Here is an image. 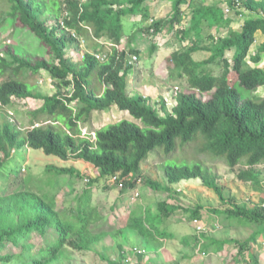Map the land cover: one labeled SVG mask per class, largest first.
Returning <instances> with one entry per match:
<instances>
[{
	"label": "trees",
	"instance_id": "16d2710c",
	"mask_svg": "<svg viewBox=\"0 0 264 264\" xmlns=\"http://www.w3.org/2000/svg\"><path fill=\"white\" fill-rule=\"evenodd\" d=\"M147 1L88 0L82 5V12L77 2H67L65 6L71 16L70 20H65V28L84 36L89 48L80 61L72 63L65 59L64 52L77 44V40L66 30H60L57 22L47 27L52 19L59 21L62 17L60 0H0V28L13 29L11 37H14L19 31V26L14 28L18 22L38 41L41 53L27 57L10 46L2 49L0 42V172L12 154L24 148L41 150L61 161H83L97 171V177L90 180L88 188L75 199V206L65 213L58 210L56 203L61 192L60 178L80 177L74 169L47 167V173H54L55 179L49 177L50 180L39 184L38 189L19 177L12 181L10 190L2 189L0 263L51 264L61 259L67 249H89L96 242L91 229L101 220L97 207L91 205L93 185L119 176L123 192L135 189L141 164L153 151L158 160L160 155L168 159L172 153L197 144L200 152L224 161L229 170L243 167L237 174L238 180L258 183L256 168L264 167V97L256 92L264 86V70L258 68L264 53V40L256 54L250 57L253 65L246 60L256 34L261 32L264 36V0H237L248 12L238 30L230 27L232 21L219 6L196 0L172 1V14L165 22L171 29L181 21V6L190 8L189 26L179 33L182 39L192 41L187 50L175 51L170 56L173 70L185 78L190 91L177 93L171 113L162 116L146 97L130 95L127 91L131 65L127 64L121 20L136 14L147 20V12L141 9ZM235 1L226 0L230 6ZM161 25L162 22H155L152 27L159 31ZM215 28H227V35L219 39L208 35L212 40L210 47H201L199 43L205 30ZM134 39V34H130L126 46L131 47ZM155 49L153 45L149 52L152 54ZM202 51L208 53L207 58L195 60L194 56ZM230 52L231 59L227 60L226 54ZM94 53L106 54L107 59L97 60ZM129 53L138 56L139 51L131 47ZM217 63L222 67L220 75L204 69ZM27 73L31 77L46 74L55 92L44 95L36 91L35 85L22 79ZM242 90L253 93V97H245ZM197 92L211 93V97L203 101ZM14 99L40 102L28 112L27 129L17 127L10 120L9 110H12ZM113 108L127 113L134 121L111 122L94 130V138L90 132L83 134L82 126L90 123L93 112L104 113ZM200 164L189 167L164 163L165 182L145 180L144 183L153 191L170 194L171 186L199 179L205 188L217 195L222 205H226L217 178ZM157 208L158 214H148L144 219L146 223L135 220L136 214L127 222V228L137 232L145 244L158 242L152 234L158 231L157 220L183 210L165 202L158 203ZM201 210L202 207L197 206L184 211L190 221H195L201 219ZM208 212L224 217L227 226L255 229L244 239L212 243L218 251L228 244L237 246L234 262L238 264H259L252 255L247 262L245 254L264 237V203L255 207L232 204L229 209ZM54 233L56 239L53 241ZM33 235L39 238L35 245L38 252L34 253L26 244L33 240ZM3 251L5 254H1Z\"/></svg>",
	"mask_w": 264,
	"mask_h": 264
},
{
	"label": "rangeland",
	"instance_id": "374dc122",
	"mask_svg": "<svg viewBox=\"0 0 264 264\" xmlns=\"http://www.w3.org/2000/svg\"><path fill=\"white\" fill-rule=\"evenodd\" d=\"M172 1L173 0H149L144 3L141 9L147 12V20L142 19L141 15L137 18L126 16L121 20L124 28L122 41L126 42L123 46L127 52H129L131 47L136 48V50L139 51L138 59L136 61L131 60L130 62V60H128V62L133 65V72L131 73L132 75L128 77L127 91L133 93L134 90L137 94L140 92L144 93V96L149 100L151 106L155 108L159 116L171 113L175 96V94L171 92L173 87L178 88L177 93L190 91L186 86L184 77H180L178 72L173 70L170 63L171 54L175 51L181 52L187 50L192 41V39H182L181 34L179 33L180 30L189 26L190 8H187L186 5L181 6V21L171 29L165 22L172 14ZM196 1H202L205 5H216L219 7H222L226 2V0ZM228 19L232 21L231 26H233L235 30L241 27L242 19L239 18L235 12H231ZM155 22H162L159 31H156L152 27ZM15 25L14 28L19 26V28H17L19 31L14 37H11V32L14 31L13 29L8 26L0 28V42H2V49L5 50L10 46L17 53L23 54L27 57H36V55L41 54L38 50V41L33 38L32 34H29L18 22H16ZM20 30L21 33L19 34ZM227 32V28L221 30L215 28L211 31L205 30L203 33V39L200 41L199 45L203 48H209L212 40L208 38V35L213 37V39H219L227 35ZM130 34H134L135 39L133 40L132 46L128 47L126 44H128ZM259 39H262V36L258 35V42ZM79 40L81 42L65 49L64 53L68 61L78 62L86 52L88 44L85 41L84 36H81ZM153 45L156 49L151 54L149 50ZM255 47L256 46L253 47L254 54H256L257 51V48L255 49ZM207 54L208 53L202 51L197 53L194 58L197 61H201L207 58ZM226 58L227 60L231 59V52L226 54ZM204 69L214 75H220L222 72V67L218 63L207 65ZM234 77V75L230 76L231 79H234ZM22 79L28 81L31 85H35V90L41 94L52 95L55 92L53 84L49 83L50 78L44 73H40L34 77H31V75L27 73ZM29 83V88L32 89ZM242 93L248 98H251L254 95L253 93L244 90H242ZM197 95L203 101H207L211 97V93L201 95L197 93ZM256 95L264 97V87L258 89ZM39 105L40 102L37 101L13 100L12 110H9V113L13 115L12 118H10L11 122L23 130L29 128L28 112ZM119 120L134 121L127 113L119 112L116 108H113L108 112H97L93 119L94 122L91 121V123L83 125L82 132L83 134L90 132L89 134L92 135L93 138L94 130L100 129L111 122H117ZM197 147L198 145L195 144L190 146L189 149H180L179 152H174L172 155H169L170 157L168 159L160 155L158 160L155 151L149 153L147 160H145L140 167V173L138 175V179L140 180L138 188L139 198L136 200H131V197H122L120 191L117 190V187L115 185H110L106 181H100L93 185V201L96 206H99V211L105 217L106 225L112 227L114 223L116 224L114 229L109 231L106 240H101L102 243H100V246H97L98 249H96V253L99 254L102 251L104 255L108 253L107 256H109L112 251L113 253H118L120 250L119 246H122L123 244L128 245V247H130L129 245H132L130 249L123 250L126 253L133 248H140L136 237H131L132 234L130 233H126V235L123 236L124 240L122 241V236L119 234V230L121 229H119V227L124 225L123 221L127 217L129 211H136L138 207L143 208L144 206H149L154 210L157 203L165 202L166 200L182 207L183 209L176 212L177 216L173 217L175 218V225L177 226L176 233H190L193 229L201 227L202 232H210L212 235H217L219 238H228L232 233L237 238L244 239L250 232L255 230L254 228L242 229L238 227H234L231 230V228L226 225L227 221H225L224 217L217 216L215 218L214 215H210L207 211L212 209H229L232 204L245 205L247 207L263 205L264 167L258 166L256 168V170L259 171L257 184L243 182L237 179V174L243 167L239 166L231 171L224 161L200 152ZM11 157V160L0 172V191H2V189L10 190V188H12V181L16 177H19L22 180L25 179L32 188L34 187L38 189L39 184L44 185V183L50 180L49 177H55V175H53L54 173H47V167L60 166L70 168L72 166L79 167L80 165L75 164V160L63 162L54 156L45 155L41 150L21 149L15 151ZM195 160H198L197 162L202 163L205 168L209 169L211 173L215 175L218 185L223 189V196L227 201L226 205H222L217 195L212 190L205 188L199 179L183 181L177 185L171 186L172 192L170 194L153 191L144 183L145 180L157 181L160 184L164 183V163L165 165L171 164L192 167L195 164H200L194 162ZM92 172L94 173V170ZM92 172H87L91 181L97 177V175L91 174ZM69 179V176H63L62 180L60 178L62 192L57 198L58 209L60 211L63 210L68 201H71L75 190L83 191L88 187V184H85L82 178L76 176L70 180ZM57 180H59V177ZM69 182L73 183L70 184ZM197 206L202 207L200 212L201 218L207 220L208 224L202 223L204 227L201 224L199 225L198 222L185 221L189 216L184 210L194 209ZM209 218L214 219V221H211ZM100 225L102 227L98 228V231L96 232L97 236L106 233V231H103L105 223L103 222ZM38 243L39 241L35 240L26 244H29V248H31L32 253H34L36 252L35 245H38ZM174 245L175 244L172 243L171 246ZM7 248L10 249L11 246L8 245ZM107 249L110 250L107 251ZM257 250H262L261 246L257 247ZM70 252L69 257L65 259L63 258L64 260L55 261L51 264H82V261L86 260L85 253H83V255H78L77 252ZM1 254H5V252L3 251ZM199 261L202 262L203 259L199 258ZM10 264L14 263L12 262Z\"/></svg>",
	"mask_w": 264,
	"mask_h": 264
},
{
	"label": "crops",
	"instance_id": "0c3cea01",
	"mask_svg": "<svg viewBox=\"0 0 264 264\" xmlns=\"http://www.w3.org/2000/svg\"><path fill=\"white\" fill-rule=\"evenodd\" d=\"M225 3H227V2H225ZM221 8L223 9V6ZM138 16L140 17V15H130V17H134V18H137ZM225 16L228 17L229 15H225ZM247 16L248 15L244 14L243 18H241L242 19L241 21L243 22V20ZM189 20H190V16H189ZM53 21L55 22L56 19H52V21L50 23H47L48 28L54 23ZM231 25H232V23H231ZM230 27L235 30V28L233 26H230ZM258 35L262 36V39H259V42L257 40ZM263 40H264L263 34L261 32H258L256 34V41L254 43L255 45H253L251 47L250 52H249V57L246 60L248 64L250 63L249 65H253L250 62V57L255 55L253 53L254 52L253 47L256 46L255 49L257 48V51H258ZM88 49L89 48H87L86 50H88ZM125 52L127 54L128 60H130L131 56H137V55H132L127 51H125ZM231 56H232V52H231ZM65 59H66V57H65ZM72 63H76V62H72ZM127 64L131 65L129 62H127ZM132 66L133 65H131V70L129 71V73L127 75V85H128V77L131 76L132 75L131 73L133 72ZM258 68H261L264 70V53L261 54V61L258 65ZM130 84H131V81H130ZM127 88H128V86H127ZM129 94L130 95L144 96V93L140 92L137 94V92H135L134 90H133V93H129ZM144 97H146V96H144ZM96 113L97 112L92 113V118H91L92 122H94L93 119H94ZM91 121H90V123H91ZM24 149L30 150L28 148H24ZM63 162H68V161H63ZM75 164H80V165H79V167H76V166L73 167L72 166L70 168L74 169V171L78 172L79 176H80L79 178H82L83 180H84V178H89L88 177L89 174L87 172H90V171L92 172L94 170V173L92 172L91 174L96 175V173H97L96 169L93 166H91L90 164H87L83 161H79V160L75 161ZM57 168H66V167H60L59 166ZM70 168H66V169H70ZM69 177L71 179V178L76 177V176L75 175H72V176L69 175ZM72 183L73 182H71L70 184H72ZM137 187L139 188V186H137ZM117 190L120 191L122 197H129V198L131 197L130 198L131 200H136L133 197L134 196L133 195L134 189L131 191H128V192H123L122 189L120 190L119 188H117ZM83 191L75 190L74 196L72 197L71 201L70 202L68 201V203H66V206L63 208V210H61V212L65 213L66 211L71 210L73 205L75 206V199L77 198L78 195H81ZM91 191L93 192L94 189L92 188ZM61 192H62V190H61ZM61 192L58 194V196L61 194ZM138 193H139V191H138ZM58 196H57V198H58ZM93 196H94V193H92L91 205L92 206L94 205L98 209L99 206H96L95 202L93 201ZM56 203H57V199H56ZM165 203L167 205L172 204L168 200H166ZM157 204H156V206H155L156 208H154V210L149 206H147V207L144 206L143 208L138 207V209L136 211H134V210L129 211L127 217L123 221L124 225L123 226L121 225L119 227V229H121V230L116 228L117 230H119V234L122 236V241L124 240L123 236H125L126 233H130V234H132L131 237H136L137 241L139 242V246L141 249L140 248H133L132 250H130L126 253L123 250L124 249H130V247L132 245H129L130 247H128V245L123 244L122 246L121 245L119 246L120 250L118 251V253H113V251H112V253H110L109 256H107L108 253H106V255H104V253H102V251L99 254L96 253V249H98L97 246L98 245L100 246V243H102L101 240H104V239L106 240V238L108 237L109 231L113 230L114 227L116 226V224L114 223V225L112 227L110 225L108 227V225H106L105 217L102 215V213L98 209V213L101 216V220L96 225H94L91 229L93 235H95V237H96V242L94 243V245L91 246L89 249L83 250V251L67 249L66 252L64 253V255L59 260H64L65 258L69 257L70 256L69 254L71 253L70 251H73V252H77L78 255H83V253L86 254V260L82 261V264H238L237 262H234L235 256L237 253V246L228 244V245H225L220 251H218V250H215L216 245H214L212 243L214 241L219 242L222 240L234 239V238H237L236 236H234L231 233V236H229L228 238H226V237L225 238H219L217 235H212V233H210V232H202L201 227H197V229L194 227L195 229H193L192 232H190V233H178V232L176 233L177 226L175 225V220H174L175 218H173L174 216H177L176 212L166 219L162 218L161 220L156 221V223H157L156 226L158 227V231H154V232H152V234L155 238V241H158V242L156 243V242L152 241L148 244H145V241L140 237V235L137 232H134L133 230H130L127 228V222L133 214H136V217L134 219L138 220L139 223L145 222L144 219L145 218L147 219L148 214H150L152 216H156L158 214ZM174 205L177 206L176 204H174ZM57 208H58V204H57ZM180 208H182V207H180ZM209 214L214 215L211 213H209ZM214 217L216 218L217 216L214 215ZM209 219L211 221L212 220L214 221V219H212V218H209ZM187 220L190 221L189 218L186 219L185 221L187 222ZM103 222L105 223V227L103 228L104 229L103 231H106V233L101 235V236H97L96 232L98 231V228L102 227L100 224H102ZM194 222H198L199 225L201 224L202 226H203L202 223L208 224L207 220H204L203 218H201L199 220H195ZM228 227L231 228V230H232V228H234V226H232V225L228 226ZM33 236L34 237L31 236V238L33 239L32 241H35V240L39 241V238L36 235H33ZM55 239H56V234L53 235V237H52L53 241ZM263 242H264L263 237H261L256 242V244H254L250 247V249H249L250 251H248L245 254V259L247 262H250L249 258H250V255H252V256L256 257L259 264H264V247H262ZM172 243H174L175 245L171 246ZM259 246H261L262 250H257V247H259ZM108 250H110V249H107V251ZM35 251L38 252L37 247H36ZM120 251H121V253H120ZM138 251H140L141 253H138ZM199 258H202L203 261L200 262ZM243 264H245V263H243Z\"/></svg>",
	"mask_w": 264,
	"mask_h": 264
},
{
	"label": "built area",
	"instance_id": "2783aa9c",
	"mask_svg": "<svg viewBox=\"0 0 264 264\" xmlns=\"http://www.w3.org/2000/svg\"><path fill=\"white\" fill-rule=\"evenodd\" d=\"M87 1L88 0H61V2H62V8H63V13H62L61 19H59V21H56V22L59 25L60 30H64V31L66 30V32L70 33L71 36L77 40V42H81L79 40L80 39V36L77 35V33H75L73 30L70 31V30H68V29L65 28L66 27L65 20H70V16H71L70 11H68V9H67V7L65 5L67 4V2H77L78 3V7L80 9V12H82V9H83L82 8V5L84 3H86ZM256 1H259V0H256ZM223 11H224L225 15H229V14H231V12H233V13L235 12V14H237V15L239 14L238 15L239 18H243V15L244 14L248 15V12L242 8L241 2L240 1H237V0L233 3V6H230L227 3H225L223 5ZM93 55L95 56V58L97 60H100V61H105L107 59V55L106 54H103V53H94ZM137 59H138L137 56H131L130 57V62H131V60L136 61ZM49 83L52 84V81L49 80ZM177 91H178V88L177 87H173L172 90H171V92L175 94V96H174V102H175V98H176V95H177ZM199 95H201V94H199ZM14 100H17V99H14ZM9 114H10V118H12L13 115L11 113H9ZM84 182L86 184H89L90 179L89 178H85L84 179ZM107 182L110 185L117 186V188H119L120 190L123 189V184L120 182L119 176H114L110 180H108ZM136 184H137V186H139L140 185V180H137V183ZM137 188L134 189V192H133V195H134L133 197L135 199H137L139 197V193H138V189ZM262 247H264V242L262 243ZM138 253H141V252L138 251Z\"/></svg>",
	"mask_w": 264,
	"mask_h": 264
},
{
	"label": "clouds",
	"instance_id": "9594fccd",
	"mask_svg": "<svg viewBox=\"0 0 264 264\" xmlns=\"http://www.w3.org/2000/svg\"><path fill=\"white\" fill-rule=\"evenodd\" d=\"M61 1V0H60ZM62 3V2H61Z\"/></svg>",
	"mask_w": 264,
	"mask_h": 264
}]
</instances>
